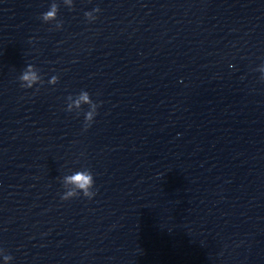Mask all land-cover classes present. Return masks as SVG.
I'll use <instances>...</instances> for the list:
<instances>
[{
    "label": "water",
    "instance_id": "95a60500",
    "mask_svg": "<svg viewBox=\"0 0 264 264\" xmlns=\"http://www.w3.org/2000/svg\"><path fill=\"white\" fill-rule=\"evenodd\" d=\"M0 39L135 109L264 201V0H0Z\"/></svg>",
    "mask_w": 264,
    "mask_h": 264
},
{
    "label": "clouds",
    "instance_id": "9594fccd",
    "mask_svg": "<svg viewBox=\"0 0 264 264\" xmlns=\"http://www.w3.org/2000/svg\"><path fill=\"white\" fill-rule=\"evenodd\" d=\"M54 12H55V6H53L48 12H46L44 14V18L45 19H51L54 18ZM100 9H94L92 12H86L85 15L88 16L90 19H96V15H94L93 13H99ZM22 80L27 81V84L25 86H31L35 81H37L38 77L35 74V72H33L31 70V66H28V71H26L22 77ZM55 79V78H53ZM82 102H86L90 105V110L87 111L85 113L84 116V125L83 128L84 130H87L88 128H90L95 120V117L97 116L98 113V107L99 105L95 102H93L90 99L89 93L87 91H82L79 96L73 101L74 105L76 107H80ZM73 104H69L68 108L69 110H71ZM65 182L68 184H73L75 185L76 188L78 189H82L83 190V194L88 197L89 199H92L95 195L96 192L92 191L93 185L95 183L92 173L85 170V171H80V172H76L73 175L67 176L65 177ZM75 193H67L61 196V199L66 200L68 199L71 195H74ZM4 262L6 264V262L10 259V257L5 256L4 258Z\"/></svg>",
    "mask_w": 264,
    "mask_h": 264
}]
</instances>
